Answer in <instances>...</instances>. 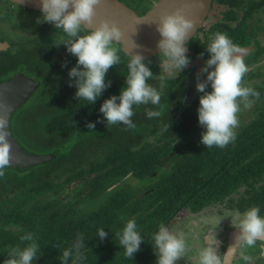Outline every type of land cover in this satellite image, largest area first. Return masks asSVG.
Here are the masks:
<instances>
[{"label":"flooded vegetation","instance_id":"obj_1","mask_svg":"<svg viewBox=\"0 0 264 264\" xmlns=\"http://www.w3.org/2000/svg\"><path fill=\"white\" fill-rule=\"evenodd\" d=\"M143 1L140 0V7L146 6L151 9L159 0H149L147 3ZM149 10H145L142 14L140 11H134L144 15ZM40 18H42V12L21 7L8 0H0V82L12 80L19 74L36 80L38 75L43 74L46 79L52 78L56 82H54V92L56 95L58 93L59 97L54 99L57 105L55 110H63L68 105L81 101L76 98L75 83H72V86L69 85L70 83L67 84L62 74V71L69 73L72 66L77 65L78 58L68 53L67 47L63 45L67 39L63 31L56 29L51 23H37ZM216 32L226 33L234 44L247 50L244 58L249 71L244 77V84L259 92L260 98L256 100L255 97H250L255 101L250 108H244L241 105V111L238 114L239 127L235 130L234 141L239 139L238 143H241L246 138L254 142L255 145L248 151L249 161L254 166L262 167V170L242 178L243 181L239 184L237 181L236 186L234 182L227 179V175L230 169L234 170L241 162L238 161L240 155L234 151L229 155L228 152L221 156L217 164L208 169L207 177L200 182V184L205 183V186L190 187L187 183L191 180L187 176L190 175L191 170L199 173L200 167L189 163L188 159L208 149L201 143L202 133L206 131V128L199 124L198 119L199 100L204 93L198 92L196 85L198 75L201 82L207 80V73L201 74V69L210 59V53L206 50L210 43L209 37ZM194 39L199 41V47L204 56L202 59L200 55L195 57L185 68L187 71L193 69L192 74L187 77L185 74L180 79L179 71L173 74H169L166 70L162 72L163 57L160 55L151 60L159 67L160 73L157 79L163 76L167 80L180 81V91L185 95L182 109L165 115L166 105L163 104L156 107L160 115L151 119L147 117L146 111L140 112L132 118L137 128L136 134L132 137L123 135L118 140H114L115 150L120 151L123 158L125 154L127 161L134 151L132 160L136 159L139 162L141 156H146L147 153L156 154L158 147L162 148L163 157L159 159L161 165L150 174L138 175L134 170L128 171L129 167L125 158L124 165H122L123 161L118 163L119 170L113 174H109L111 166L107 165L105 169H99L98 165L104 163L111 150L109 141L102 142L94 139L91 144L77 142L72 145L70 155L59 157V153L62 154V152L57 150V145L61 144L63 139L60 133L49 136L40 128L36 130L33 127H27L29 124L25 125L23 120H26V117H34V111L26 112L25 116L21 117L22 120L19 119L17 125L22 126L21 128L17 125L15 127V118L22 114L24 105L12 115L10 132L21 147L26 146L27 149L24 150L31 154L52 155L54 158L45 164H37L26 169L15 168L30 172L41 165H50L51 167L41 166L43 175L36 177L38 180L50 181L49 190H45V183L41 182L39 185V181L27 182L24 187L21 184L10 187L7 183L0 185V209L3 207L6 212L0 210V264H4L12 247L16 245L23 247L30 243L20 239L26 233H31L39 246L37 260H34L33 264H44L45 245L53 246L57 243V240L51 239L57 236V230L54 231L49 227L52 223L57 226V221L61 222V216L66 215L68 221L65 224H70L67 212L71 209L77 212L76 218L83 214L93 216L95 220L107 218L109 201L118 200L120 202L115 204L128 205L129 210L134 208L130 211L131 215L123 222L132 218L136 219L141 213L135 209L136 203L144 202L142 206L150 209L155 219L165 224L171 232L184 233L188 249L176 264H199V251L205 246L214 247L217 255L224 256L233 241L231 234L237 229L232 226L231 217L227 216L228 212L236 210L243 213L253 206H258L259 214L264 217V160H258L264 157V133L261 138H258L254 132L256 128L264 129V0H213L203 26L187 42L189 49L187 56L193 52L191 42ZM39 60L49 62L55 70H44L43 73H39L35 65V62ZM212 70L214 69H209V71ZM14 72L17 73L13 74ZM40 83L43 84V82ZM38 90L30 100L35 99ZM206 91H212L210 84ZM103 103L104 101L101 102V106ZM101 106L98 107L97 119L107 123L100 112ZM147 106L155 109L154 105ZM147 106L144 110L148 109ZM48 113L51 115L52 111L48 110ZM143 115L146 116L144 119ZM180 116H184L181 126H175ZM163 118L171 123H166L160 131H157L155 121L163 120ZM144 121L147 124H144ZM114 129H118L120 135L122 134L120 129H125L124 132L130 131L119 123L113 125L111 131L114 132ZM13 130L23 136L22 143L14 136ZM155 131L156 134L153 135ZM234 141L229 143L230 147ZM47 145L56 147V151L45 150L44 146ZM212 147L222 150L218 146ZM29 148L44 150L43 153L38 154L33 153ZM227 156L229 159H225ZM181 161H185V164H180ZM187 162L193 167L185 172L183 184L185 191L205 187L204 190L192 191V198H196L192 199L194 205L182 206L176 210L170 208L169 212L165 205L158 212L157 208L162 206L163 198L153 193L166 184H171L168 179L174 175V168H185ZM126 170L127 173H125ZM29 178L32 177H27V180ZM212 182L215 183V187L210 185L209 188L215 193L223 190V196L220 195L221 197L204 204V199H210L206 198L204 193L208 183ZM198 206H200L199 209L196 208ZM164 211V214H160ZM245 257L248 259L246 260ZM222 259L224 261L225 256ZM156 261L157 257L151 264H156ZM231 264H264V242L258 241L253 246L240 244Z\"/></svg>","mask_w":264,"mask_h":264},{"label":"clouds","instance_id":"obj_2","mask_svg":"<svg viewBox=\"0 0 264 264\" xmlns=\"http://www.w3.org/2000/svg\"><path fill=\"white\" fill-rule=\"evenodd\" d=\"M101 3L102 0H42V18L37 21L51 23L56 29L63 31L67 37L63 45L67 47L68 53L78 58L76 67L69 72L70 79H75L76 98L87 100L93 105L111 86L110 81L106 82V74L120 62L118 53L121 49L116 45L123 43V33L114 21L102 20L94 30H89L93 28L97 16L96 9ZM156 31L161 36L157 44L161 50L160 56L163 57L161 67L169 74L176 71L181 73L191 64L187 56V41L195 31L194 21L186 18L181 11L165 14L160 16ZM209 40L206 50L210 53V59L201 69V74L207 73V80L201 82L198 75L196 85L197 91L204 93L200 97L198 109L199 124L206 128L202 133L201 143L207 148H224L236 138L235 130L239 127L238 114L241 105L250 108L255 102L250 97L259 100L260 93L244 84V77L249 71L244 58L247 50L234 44L226 33L216 32ZM203 56L204 53H201L200 58ZM127 68L126 86L121 89L119 96L105 100L100 112L107 125L119 123L131 129L136 126L132 121L135 114L134 105H159L164 77L161 76V90L149 84L153 73L140 54L130 56ZM209 84L211 92L206 91ZM11 110V105L0 102V177L5 175V169L11 166L10 161L13 159L6 116ZM146 115L151 119L158 117L160 113L154 109H146ZM87 127L94 129L95 124L89 123ZM259 213L258 206H253L243 213L236 210L227 213L228 218L231 217L232 226L241 230L236 237L235 247L242 243L253 246L258 241H264V217ZM116 235L119 244L125 249V256L130 260L134 259V254L140 250L144 241L137 230L135 218L128 220L122 232ZM97 237L103 241L108 237V233L100 228ZM20 239L30 243L23 247H12L4 264H33V261L37 260L39 246L33 235L26 233ZM153 240L156 264H176L188 249L185 234H175L163 223L159 225ZM83 247V234H77L73 244L62 252V264H67L70 258L72 264H81L85 259ZM224 256L217 255L214 247L205 246L199 251V264H223Z\"/></svg>","mask_w":264,"mask_h":264},{"label":"trees","instance_id":"obj_3","mask_svg":"<svg viewBox=\"0 0 264 264\" xmlns=\"http://www.w3.org/2000/svg\"><path fill=\"white\" fill-rule=\"evenodd\" d=\"M125 2L129 7H131L133 10L138 11L140 7V0H120ZM148 7L146 9L149 10ZM145 13V10L143 12L141 11V14ZM83 35V33H81ZM197 39V38H196ZM196 39L192 40L191 42V49L192 54L188 55V58L192 61L195 59V57L199 56L201 54V48L199 47V41H195ZM193 44V45H192ZM117 47H120V45H116ZM121 57L120 62L109 69V71L106 74V82L110 81L111 86L107 88L102 96L97 100V102L93 104H89L87 100L81 99V101H76L75 103L68 105L67 108L63 110L56 111L55 108L57 105H55L54 99H57L59 97L58 93L56 95L55 88H54V80L46 79L43 74L38 75V81L43 82L41 85V88L38 90L35 102H36V108H35V115L34 117H26V120H23V123L29 124L27 125L30 127H33V129H39V127H42L41 129L44 130L46 134L49 136H55L57 133H60L63 136V139L61 143L65 142L66 140H71L74 138L75 135H80L77 140H73L75 143H92V135H88L85 132V129H88L87 125L89 123L96 122L97 115H98V107L101 106V102L105 101L106 99L111 98L112 96H119L121 93V89L126 86V76L128 75V68L127 64L129 62V57L125 55V53L120 50L118 53ZM150 62V63H147ZM146 64L150 67L151 72L153 73V77L148 81L149 84L152 86L159 88L161 90V79H157V76L159 75V67L158 65L152 63V61H146ZM35 65L37 67L38 72L43 73L44 70H52L51 64L47 61L39 60L35 62ZM187 69H184L181 72L180 79L182 75L189 76L192 74V71ZM23 71L24 68H23ZM17 72H14L15 74ZM57 74V73H56ZM57 81V78H56ZM2 83V82H0ZM56 83V82H55ZM71 83H75V79L71 81ZM164 87L161 90V100L159 105H155L156 107H160L161 105H166L165 115L167 114H173V112H178L182 109V101L185 97V95L180 91V81L177 80H163ZM49 88L50 90H47L46 88ZM119 103V101H117ZM168 104V105H167ZM45 107V108H44ZM148 109H150L147 106ZM43 109H47L49 111H52V114L47 116V120L44 121L37 116H42L41 112H43ZM152 109V108H151ZM187 112V111H186ZM184 119V116H180L177 119V123L175 126H181L182 120ZM22 120V118H20ZM36 120V123H35ZM32 122V123H31ZM45 123V124H44ZM156 123V130L160 131L166 123H171V121L167 120L166 118L157 120ZM17 123L15 124L16 127ZM19 124L17 125V127ZM20 128L22 126H19ZM14 129V127H13ZM114 132L106 134V136L110 135V138L107 137H101V135L105 134H96L97 136H94L95 139L100 140L102 142L109 141V148L111 149L109 151V155L104 161L102 165H98L99 169L106 168L107 165L111 166L109 169V174H113L119 170V167L117 166L118 163L122 162L124 165V158L120 154V151L115 150V142L114 140H118L121 135L118 132V129H114ZM121 133L129 134L128 132H124L125 129H120ZM14 131V136L19 139L20 143H22L21 137H23L21 134H18ZM254 132L258 138H261L264 129H254ZM153 135L156 134V131L152 133ZM112 136V137H111ZM123 136V135H122ZM257 138V139H258ZM239 140V139H238ZM238 140L231 143L232 147H230V144L226 147L222 148L221 151L216 150L214 147L208 148L207 150L201 152L200 154H195L191 156L188 159L189 163L196 164L200 167L199 173H196L195 171L191 170V173L189 176H187L191 181L187 184L190 187L195 186H205V183H201V180H203L205 177H207L206 173L210 167L217 164V162L221 159V156L227 154L230 155L231 152H236L239 156V160L241 161L236 168L230 169L228 171L227 179L234 182L237 186L238 184L242 182V178H245L247 175L259 173L262 170V167L254 166L250 161V157L248 156V151L252 146H254V142L251 140H247L246 138L243 139L241 143H238ZM114 145V146H113ZM71 147H68V149L65 152H62V154L59 153V157L70 155L71 154ZM23 149H27L26 146H23ZM50 151L55 152L56 147H52L49 149ZM59 150V149H57ZM125 150H127L125 148ZM162 148L158 147V152L156 154L147 153L146 156H141L140 161L137 162L133 161L132 155H134L135 151L130 154V157L125 158V160L128 163L129 170L136 171V174L140 175H147L152 173L154 170L157 169L161 163L159 162V159L162 158ZM62 155V156H61ZM69 158V157H67ZM225 159H229V157H225ZM259 161L264 160V157H260L258 159ZM249 161V162H248ZM186 163L185 168H174V175L169 178L168 180L171 182V184H166L163 188L160 190H156L154 195H159L160 198H163V204L162 206L157 208V211L160 212L165 205L169 209L172 208L174 210L180 209L182 206H191L194 205V201L192 199V191L194 190H204L205 187L202 188H195L194 190H189L188 192L184 189V181H185V172L187 170L192 169V165L189 163ZM180 164H185V161H181ZM43 167H49L41 165ZM39 166L35 170L28 171H20L15 168H6L5 175L3 177H0V185L7 183L10 186H16L17 184H21L22 187L26 185L27 182H34L39 181V185L45 183V190L50 189L51 182L50 181H42L36 179V177H40V175H43V167ZM51 167V166H50ZM122 168V166H120ZM127 170L125 173H127ZM236 171V172H234ZM258 171V172H257ZM200 176V177H199ZM27 177H32L27 180ZM199 177V179H198ZM207 185V184H206ZM215 187V183H208V188L204 193V196L206 198L210 199H204V204H208L214 200V198L223 196L224 191H218V193H215L214 190H211L209 186ZM13 190V189H11ZM26 191V189H24ZM221 195V196H220ZM190 199H189V198ZM120 201L116 200L115 202L109 201L108 203V217L97 219L95 220L93 216L83 214L79 218H76L77 212L74 209L68 210L69 219L71 222L70 224H65L68 219L66 215L61 216V222L57 221V226L52 223L49 227L53 228L54 231L57 230V236L52 237L51 239L57 240V243H54L53 246H48V244L45 245L46 250V260L44 264H62V252L69 248L73 242L75 241L77 234H83L84 237V247L82 249L83 255L85 259L81 261V264H151L153 260L156 259L157 256H155V250H154V240L153 236L155 233H157V228L159 227L160 221L158 219H155L153 216V212L150 211V209H146L144 205L142 206V203H136L135 209L140 211V215L137 216L135 219L137 222V230L140 233L141 237L143 238V242L140 246V250L134 254V259L130 260L125 256V249L119 244V239L117 237V233L122 232L124 226L127 222L125 221L131 214L130 211H133L134 208L132 207L131 210H129L128 205L124 206V204H115L119 203ZM200 208V206L196 207ZM2 207L0 210L4 213H6ZM167 210V209H166ZM165 210V211H166ZM163 213L160 214H164ZM135 212H133L134 214ZM65 224V225H64ZM103 228L108 233V237L101 241L98 235V229ZM67 264H72V259L70 258L67 262Z\"/></svg>","mask_w":264,"mask_h":264},{"label":"water","instance_id":"obj_4","mask_svg":"<svg viewBox=\"0 0 264 264\" xmlns=\"http://www.w3.org/2000/svg\"><path fill=\"white\" fill-rule=\"evenodd\" d=\"M11 3L25 7L34 11L42 12V0H8ZM213 0H159L146 14L139 15L127 4L120 0H102L97 7V16L91 30H94L102 20L114 21L120 27L123 33V43L119 44L127 57L140 54L144 57V62L150 61L160 55V49L157 44L161 39L156 31V24L159 18L165 14H173L181 11L186 18L195 23V31L191 33L187 42H189L196 32L203 26L208 16ZM74 9H69L73 11ZM41 83L24 76L17 75L14 79L0 83V102L12 106V110L6 113L8 119V131L10 132L12 115L23 105H25L33 94L40 88ZM2 114V113H0ZM11 134V132H10ZM12 145L10 161L8 168L26 169L37 164H45L53 160L52 155H37L25 151L18 141L12 136L8 137ZM240 229H236L232 235V244L226 252L223 264H231L233 256L238 249L236 237L240 234ZM264 242V241H262ZM235 247V248H233ZM233 248V249H230Z\"/></svg>","mask_w":264,"mask_h":264},{"label":"rangeland","instance_id":"obj_5","mask_svg":"<svg viewBox=\"0 0 264 264\" xmlns=\"http://www.w3.org/2000/svg\"><path fill=\"white\" fill-rule=\"evenodd\" d=\"M149 0H144L143 2L144 3H147ZM147 8H146V6H143V7H141L138 11H143V10H146ZM162 57V56H161ZM75 58H77L76 56H75ZM73 67H76V65L74 64L73 66H72V68ZM71 68V69H72ZM162 68V67H161ZM82 70V69H81ZM164 68H162V72H164ZM62 74H63V78H65L66 79V83L67 84H72L71 83V81L73 80V79H70V77H69V73H67V72H64V71H62ZM44 76V75H43ZM69 84V85H70ZM47 90H50L48 87L46 88ZM157 90H159V88H157ZM147 105H134L133 106V110H134V116L135 115H137L138 113H140V112H144V111H146V110H144V108L146 107ZM35 108H36V102H35V100H33V99H31L26 105H24L23 106V108H22V114H20L19 116H17L15 119H16V123L19 121V119L22 117V116H25V113L27 112H33V111H35ZM45 108V107H44ZM56 111H59V110H56ZM42 114V116H37L38 118H40V119H42V120H44V121H46L47 120V116L49 115L50 116V114L48 113V110L47 109H43V112H41ZM134 116L132 117V118H134ZM146 116L145 115H143V119L145 118ZM14 119V120H15ZM133 121V120H132ZM32 123V122H31ZM35 123H36V120H35ZM94 124H95V128L94 129H85V133L86 134H88V135H92L91 137H92V141L95 139V137L94 136H97L96 134H105V135H101V137H107V138H110V135H108V136H106V134H108V133H111L112 131H111V128L113 129V125H110L109 127H107L106 125H107V123L105 122V121H102V120H100V119H97L96 120V122H93ZM45 124V123H44ZM144 124H147L146 123V121H144ZM40 129L42 128V127H39ZM136 132H137V128H136V126H135V128H131L130 129V131H129V134H126V133H122L121 134V136L122 135H126V136H129V137H132L134 134H136ZM79 136L80 135H75L74 136V138L73 139H71V140H66L65 142H63V143H61V144H58L57 145V149H59V151L60 152H65L67 149H68V147H70V146H72V145H74V139L75 140H77L78 138H79ZM112 137V136H111ZM135 137V136H134ZM53 146H51V145H47V146H44V149L45 150H49V149H51ZM44 149H40V151L38 150V149H32V148H29V150H31L33 153H43V150ZM192 242H194L193 241V239H192ZM195 243V242H194Z\"/></svg>","mask_w":264,"mask_h":264}]
</instances>
